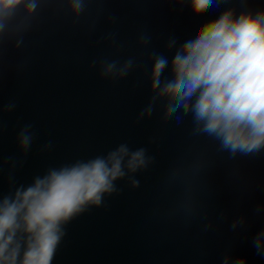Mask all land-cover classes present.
<instances>
[{
  "label": "water",
  "instance_id": "water-1",
  "mask_svg": "<svg viewBox=\"0 0 264 264\" xmlns=\"http://www.w3.org/2000/svg\"><path fill=\"white\" fill-rule=\"evenodd\" d=\"M230 6L264 8V0H233L200 14L176 0H102L75 24L52 5L21 48L7 47L0 60V108L9 102L16 108L0 113L4 194L49 167L106 154L123 142L133 149L151 142L155 155L136 174L139 188L119 181V194L66 225L53 264H223L225 256L228 264L238 258L264 264L252 246L264 229V151L228 159L206 138L189 135L190 117L181 124L164 120L162 108L137 122L150 99L151 51L168 55L171 37L181 43L194 37L197 26ZM141 32L151 36L146 49L137 44ZM109 33L124 45L119 52L104 39ZM129 56L141 58L142 67L118 82L89 67L101 57ZM29 123L36 135L24 154L16 137ZM49 141L53 147L42 151ZM177 164L184 172L173 177Z\"/></svg>",
  "mask_w": 264,
  "mask_h": 264
},
{
  "label": "clouds",
  "instance_id": "clouds-1",
  "mask_svg": "<svg viewBox=\"0 0 264 264\" xmlns=\"http://www.w3.org/2000/svg\"><path fill=\"white\" fill-rule=\"evenodd\" d=\"M102 0H0V60L9 45L21 48L25 38L37 26L42 14L52 5L55 11L69 14L73 23ZM188 3L200 14L233 0H176ZM247 5L249 0H235ZM99 15L97 16V19ZM110 23L116 17L109 16ZM95 21L89 26L94 30ZM196 35L180 42L171 37L166 44L168 55L151 51L152 67L148 76L150 99L137 116V122L150 118L162 108V119L177 124L190 117V133L206 138L218 154L228 159L256 156L264 151V8L235 6L225 8L218 17L197 26ZM104 39L119 52L116 34ZM151 36L141 32L137 38L146 49ZM136 56L126 59L101 57L93 60L101 79L118 82L142 67ZM168 75H165V73ZM15 102L0 108L12 112ZM35 132L25 124L17 134L21 153L31 149ZM148 144L133 149L127 142L106 154L76 159L58 167H49L35 175L30 184H20L7 194L0 191V264H53L57 250L66 236V225L93 207H102L105 198L119 194V181L132 188L140 187L137 173L155 161ZM53 147L51 141L42 151ZM15 167V165H13ZM184 172L177 164L171 174ZM260 209L258 208L257 211ZM239 223V222H237ZM236 228V223L231 226ZM256 254L264 256V229L252 239ZM230 257L225 256L223 264ZM233 264H246L238 258Z\"/></svg>",
  "mask_w": 264,
  "mask_h": 264
}]
</instances>
